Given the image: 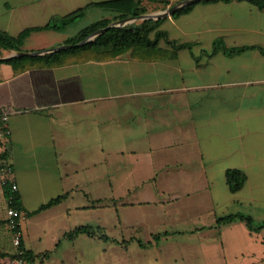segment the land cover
I'll return each mask as SVG.
<instances>
[{
    "label": "crops",
    "instance_id": "crops-1",
    "mask_svg": "<svg viewBox=\"0 0 264 264\" xmlns=\"http://www.w3.org/2000/svg\"><path fill=\"white\" fill-rule=\"evenodd\" d=\"M251 1H202L168 16L150 35L154 49L46 66L45 52L113 20L111 7L128 0H0V33L26 34L0 59L11 131L0 147V264L17 252L6 167L30 264H97L98 241L126 254L138 245V264L264 263V230L219 227L230 216L264 221V10ZM15 58L29 60L5 62ZM232 170L246 176L236 193ZM84 226L111 241L68 237Z\"/></svg>",
    "mask_w": 264,
    "mask_h": 264
},
{
    "label": "trees",
    "instance_id": "trees-1",
    "mask_svg": "<svg viewBox=\"0 0 264 264\" xmlns=\"http://www.w3.org/2000/svg\"><path fill=\"white\" fill-rule=\"evenodd\" d=\"M143 0H128V3L123 8L112 6L111 9L118 12L119 15L115 16L113 20L104 21L98 24H94L87 29L83 30L78 36L69 39L66 42L67 46L73 45L75 47L67 50L58 51L52 54H49L44 57L46 60V66H52L57 64L62 60H67L68 58H89V57H96L100 58L103 55L108 56H116L125 54L131 50H135L138 47H145L149 49H154L157 45L156 41H152L150 39V35L153 31H155L163 20L159 21H142L138 24H131L127 27L117 28L113 27L110 28L108 31L97 37L94 41L88 42L83 46L76 47V45L80 44L81 42L87 40L92 34L106 29L110 27L112 24L117 22L126 20L131 17L139 18L141 16L147 15L151 13L148 11L146 6L142 5ZM150 4L157 5L160 7L161 10H165L168 8H172L175 5L185 1V0H146ZM217 1H225L230 2L232 0H205L203 3H210V2H217ZM251 4L257 7L259 10H264V0H252ZM193 6H189L183 8L175 13V17L182 16L187 14L192 10ZM159 9V10H160ZM83 12L77 13L74 16L64 20L63 27H66L68 24L75 23L81 16ZM54 28V27H52ZM55 28H57L55 26ZM60 29V28H59ZM26 34L22 35L18 39H13L9 36L0 33V59L4 57L5 51H19ZM25 60H29V58H15L6 60L5 62L17 67V65L22 64ZM23 68L17 69V72L22 71ZM227 181L230 186L232 192L236 193L240 191L246 181V176L244 173L232 170L227 172ZM5 190V194L8 200V203L11 202V205L20 210L19 206V197L18 193H13L11 190L10 185H6L3 187ZM66 196H62L58 199L51 201L49 204L43 206L40 210L35 213H39L47 208H50L54 205L61 203ZM236 220H241L251 231H260L264 230V223L260 226H256L254 219L251 217L238 215V216H230L225 219L219 220V227L223 225L231 224ZM78 235H87L90 237H99L104 241H111V239L105 235L104 231L101 228H95L92 226H84L77 228L75 231L68 235L69 238L73 239ZM141 246L144 244L140 243ZM20 255L15 254L12 258L21 257L24 258L25 261L29 263H33L34 257L31 253L26 251L23 247V243L20 246ZM49 255L45 254L44 256H39L40 259L47 258Z\"/></svg>",
    "mask_w": 264,
    "mask_h": 264
},
{
    "label": "built area",
    "instance_id": "built-area-1",
    "mask_svg": "<svg viewBox=\"0 0 264 264\" xmlns=\"http://www.w3.org/2000/svg\"><path fill=\"white\" fill-rule=\"evenodd\" d=\"M11 137V131L9 128V116L7 114H0V147L6 145L7 141ZM3 180L2 186L5 187L6 185L11 186V190L13 193L18 191V186L11 180L12 176V169L5 168L3 171ZM27 217L23 214L20 210L14 208L9 202L8 210H7V225L10 231L13 234V243L14 246L17 248L16 254L20 255V246L23 239L22 233V226L23 223L26 221ZM4 264H30L29 262L25 261L24 258L17 257L11 258L7 260Z\"/></svg>",
    "mask_w": 264,
    "mask_h": 264
},
{
    "label": "rangeland",
    "instance_id": "rangeland-1",
    "mask_svg": "<svg viewBox=\"0 0 264 264\" xmlns=\"http://www.w3.org/2000/svg\"><path fill=\"white\" fill-rule=\"evenodd\" d=\"M146 8L149 12L147 15L150 14H156L157 12L161 11L160 7L157 5H148L145 4ZM160 9V10H159ZM140 21H137L133 24H138ZM264 223V221H256V226H260ZM263 231V230H262ZM97 264H138L136 262V256H137V248L138 245H134L135 247L130 248L129 252L121 251L120 249H113L111 244H107L105 242L98 241L97 243ZM118 251V252H117ZM128 258V259H127ZM264 264V263H262Z\"/></svg>",
    "mask_w": 264,
    "mask_h": 264
},
{
    "label": "water",
    "instance_id": "water-1",
    "mask_svg": "<svg viewBox=\"0 0 264 264\" xmlns=\"http://www.w3.org/2000/svg\"><path fill=\"white\" fill-rule=\"evenodd\" d=\"M202 1H205V0H185V1L175 5L174 7L170 8V9H167V10L161 12V13H158V14L144 15V16H141L139 18L131 17V18H128L126 20L117 22L115 24H112L110 27H108L106 29L100 30V31L92 34L87 40H85V41L81 42L80 44L76 45V47L83 46V45H85L88 42L94 41L97 37H99L100 35H102L106 31H108L110 28H113V27H117V28L127 27V26H129V25H131V24H133V23H135L137 21H149V20L159 21V20H162V19H164V18H166L168 16H173L177 11H179V10H181L183 8L189 7L191 5L197 4V3L202 2ZM246 1H251V0H246ZM73 47H75V46H73V45L67 46L66 45V46L59 47L58 49H55V50H50V51L45 52V53H54V52H58V51H62V50L71 49ZM19 55L20 56H24V55H27V54L26 53H19Z\"/></svg>",
    "mask_w": 264,
    "mask_h": 264
}]
</instances>
